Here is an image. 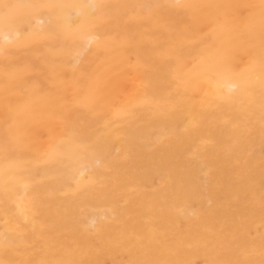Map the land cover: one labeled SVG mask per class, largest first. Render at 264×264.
Returning <instances> with one entry per match:
<instances>
[{"label": "bare ground", "instance_id": "bare-ground-1", "mask_svg": "<svg viewBox=\"0 0 264 264\" xmlns=\"http://www.w3.org/2000/svg\"><path fill=\"white\" fill-rule=\"evenodd\" d=\"M0 3L70 6L0 20V48L11 54L0 55V259H51L55 250L126 264L118 245L128 239L181 240L182 259L208 264L219 249L202 240L244 244L250 228L260 259L261 137L258 122L248 131L244 83L259 75L262 0ZM101 3L220 7L163 9L156 19L83 7ZM16 31L39 42L21 46ZM25 64L33 70L24 83L6 89L13 66ZM12 131L33 145L14 158L3 149ZM5 235L18 254L5 253Z\"/></svg>", "mask_w": 264, "mask_h": 264}, {"label": "snow or ice", "instance_id": "snow-or-ice-1", "mask_svg": "<svg viewBox=\"0 0 264 264\" xmlns=\"http://www.w3.org/2000/svg\"><path fill=\"white\" fill-rule=\"evenodd\" d=\"M70 7L68 5H57L50 3H31V4H12V3H0V20L8 22L12 17L13 10L16 9H28V10H50V9H63ZM83 7H89L94 11L101 14H106L109 9L113 8H133L141 9L147 14V18L156 19L160 16L161 10L169 8L179 9H192L201 8L208 9L213 7H220L217 5H190V4H146V5H109V4H93ZM262 9H264V0L261 3ZM55 27V25H54ZM16 40L21 46L30 47L39 41L32 37L27 36L21 39V33L16 31ZM254 38V37H253ZM6 43H11L7 36H5ZM0 55H4L6 58H10L11 54L7 47L0 48ZM257 61L253 59V63ZM259 75L258 77L247 80L244 83V91L247 96V104L245 109V115L247 120V126L249 133H253L256 130V124H259V133L261 137V153H260V169H261V182H260V194H259V227L256 229L259 237V256L257 261L254 257L257 251L256 235L253 234L252 229H249L246 243L241 244L233 241L228 246H221L213 244L207 240H202L201 243L204 247L213 250L219 249L216 258L208 261V264H264V12H262V20L259 33ZM32 65L25 64L22 68L13 66L12 81H6L5 87L7 89L9 83H24V75L31 72ZM6 74L8 68L5 69ZM230 102V101H229ZM33 145L28 141L27 137L18 131H12L6 133L3 141V149L6 155L10 158H14L16 154L24 153L31 150ZM249 168L253 167V161L249 160ZM9 190L6 188L5 195H8ZM245 211L247 218L251 223L255 224V216L257 213L256 197L254 192V186H250L249 192L244 197ZM122 248L129 259L126 264H189L188 261L181 258L184 251V242L181 240H175L174 242H151L148 245H143L137 240L128 239L118 245ZM4 251L6 254H18V250L15 246V240L13 237L5 235L4 237ZM53 258H27V259H0V264H99L97 260L90 259H64L57 258V252L50 250Z\"/></svg>", "mask_w": 264, "mask_h": 264}]
</instances>
